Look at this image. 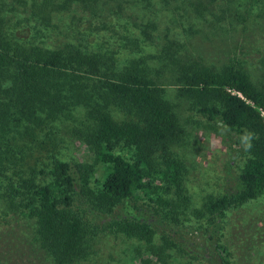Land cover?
I'll list each match as a JSON object with an SVG mask.
<instances>
[{
    "label": "trees",
    "instance_id": "obj_1",
    "mask_svg": "<svg viewBox=\"0 0 264 264\" xmlns=\"http://www.w3.org/2000/svg\"><path fill=\"white\" fill-rule=\"evenodd\" d=\"M80 1V2H79ZM44 21L72 11L77 4L96 10L98 0H32ZM74 9V8H73ZM77 13V12H76ZM0 13V178L12 164L11 147L35 128L82 114L80 140L94 162L56 159L52 179L40 185L34 174L9 182L0 199L10 212L35 221L34 239L53 264H79L92 254L93 242L104 235L138 241L145 252L141 264H166L174 250H183L165 229L158 241V217L179 223L190 207L186 166L172 155L180 119L165 90L151 76L144 57L130 56L123 67L116 54L94 52L79 43L56 49L25 46L9 37ZM147 38L124 41L130 54ZM180 95L196 111L232 135L233 158L243 169L235 187L209 195L194 215L206 225L205 237L220 264H236L229 214L264 195V79L256 83L230 63L219 70L183 68L176 78ZM23 129V130H22ZM131 152L127 159L118 148ZM98 167H102L100 179ZM120 213L115 214L118 210ZM9 213V212H8ZM92 214L109 215L107 225L92 224ZM170 231V232H168ZM0 249V264L11 261ZM240 262V258H239Z\"/></svg>",
    "mask_w": 264,
    "mask_h": 264
},
{
    "label": "rangeland",
    "instance_id": "obj_2",
    "mask_svg": "<svg viewBox=\"0 0 264 264\" xmlns=\"http://www.w3.org/2000/svg\"><path fill=\"white\" fill-rule=\"evenodd\" d=\"M95 7L93 11L75 4L71 12L44 22L32 0H0L6 32L19 44L56 49L79 43L94 52L116 54L118 67L130 56L147 60L151 76L165 90L180 119V132L170 151L186 166L185 185L191 197L178 224L165 215L158 217L162 222L156 241L163 230H176L171 234L183 250H174L166 264H220L205 237L206 225L194 211L202 208L209 195L219 197L234 188L244 162L232 156L234 136L201 116L192 101L180 95L176 78L186 67L219 70L233 63L253 82L264 79V0H98ZM136 36L147 40L130 54L124 41ZM82 120V114H74L35 128L34 135L11 141L10 148L2 146V150H10L13 161L7 176L0 178L3 192L9 182L19 183L20 178L33 174L38 184H44L42 171L47 173L46 182L51 181L56 159L94 162V154L78 134ZM117 152L131 158L128 149L120 147ZM98 169L96 179L103 172L102 167ZM3 203L0 199V249L11 259L7 264H53L34 239L35 221L10 212ZM89 217L97 226L107 225L111 218L95 213ZM229 220L236 264H264V195L231 211ZM91 243V256L79 264H141L135 253L145 252L138 241L112 234Z\"/></svg>",
    "mask_w": 264,
    "mask_h": 264
},
{
    "label": "built area",
    "instance_id": "obj_3",
    "mask_svg": "<svg viewBox=\"0 0 264 264\" xmlns=\"http://www.w3.org/2000/svg\"><path fill=\"white\" fill-rule=\"evenodd\" d=\"M264 115V114H263Z\"/></svg>",
    "mask_w": 264,
    "mask_h": 264
}]
</instances>
